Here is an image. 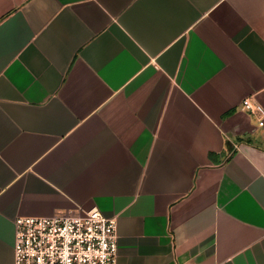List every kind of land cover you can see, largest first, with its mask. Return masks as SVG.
<instances>
[{
	"label": "crops",
	"instance_id": "0c3cea01",
	"mask_svg": "<svg viewBox=\"0 0 264 264\" xmlns=\"http://www.w3.org/2000/svg\"><path fill=\"white\" fill-rule=\"evenodd\" d=\"M264 0H0V264L19 217L116 220V264H264Z\"/></svg>",
	"mask_w": 264,
	"mask_h": 264
},
{
	"label": "built area",
	"instance_id": "2783aa9c",
	"mask_svg": "<svg viewBox=\"0 0 264 264\" xmlns=\"http://www.w3.org/2000/svg\"><path fill=\"white\" fill-rule=\"evenodd\" d=\"M238 110L263 125L264 109L249 98ZM14 230L13 264H116V220L95 208L82 217H19Z\"/></svg>",
	"mask_w": 264,
	"mask_h": 264
}]
</instances>
